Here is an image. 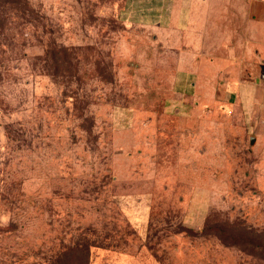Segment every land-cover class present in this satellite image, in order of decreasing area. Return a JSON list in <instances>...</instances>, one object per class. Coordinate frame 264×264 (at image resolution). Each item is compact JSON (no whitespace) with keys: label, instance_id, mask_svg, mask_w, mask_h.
<instances>
[{"label":"rangeland","instance_id":"obj_1","mask_svg":"<svg viewBox=\"0 0 264 264\" xmlns=\"http://www.w3.org/2000/svg\"><path fill=\"white\" fill-rule=\"evenodd\" d=\"M124 6L0 0V264H264V90Z\"/></svg>","mask_w":264,"mask_h":264},{"label":"crops","instance_id":"obj_2","mask_svg":"<svg viewBox=\"0 0 264 264\" xmlns=\"http://www.w3.org/2000/svg\"><path fill=\"white\" fill-rule=\"evenodd\" d=\"M124 7L130 20L139 22L158 41L172 43L176 51L210 50L212 44L226 43L235 51L236 60L241 61L237 68L238 88L250 85L264 90V2L125 0ZM202 44L205 46L200 48ZM196 60L180 58V70L199 74ZM245 96L248 100L254 98L251 94Z\"/></svg>","mask_w":264,"mask_h":264},{"label":"water","instance_id":"obj_3","mask_svg":"<svg viewBox=\"0 0 264 264\" xmlns=\"http://www.w3.org/2000/svg\"><path fill=\"white\" fill-rule=\"evenodd\" d=\"M263 79H264V76H263ZM255 139H256V138H255L254 136L251 137L250 142H251V143H254Z\"/></svg>","mask_w":264,"mask_h":264},{"label":"built area","instance_id":"obj_4","mask_svg":"<svg viewBox=\"0 0 264 264\" xmlns=\"http://www.w3.org/2000/svg\"><path fill=\"white\" fill-rule=\"evenodd\" d=\"M257 1H261V2H264V0H257Z\"/></svg>","mask_w":264,"mask_h":264}]
</instances>
